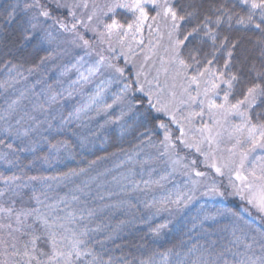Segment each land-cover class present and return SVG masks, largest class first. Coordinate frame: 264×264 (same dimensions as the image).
<instances>
[{
	"label": "snow or ice",
	"instance_id": "snow-or-ice-1",
	"mask_svg": "<svg viewBox=\"0 0 264 264\" xmlns=\"http://www.w3.org/2000/svg\"><path fill=\"white\" fill-rule=\"evenodd\" d=\"M18 16L23 17L25 32L32 33L38 44L51 43L56 32L70 36L69 43L83 52L61 72L67 75L75 70V79L48 99H72L77 93L83 95L88 85H93L94 90L87 94L85 102L72 108L67 118L61 119L56 131L71 132L68 125L73 121L84 122L92 118V112L99 116L107 114L113 105H120L119 115L105 123H118L121 137L135 132L139 151L126 153L114 167L140 166L139 180L135 179V168L129 169L127 175L113 177L126 182L121 191L163 187V182L179 173L184 178L182 185L145 204L159 205L153 215L170 213L172 207L182 211L198 199L199 193L200 197L222 198L221 207L209 211L202 205L189 231L198 227L210 235L220 219L231 222L222 229H230L232 239L228 245L216 252H200L193 245L189 251L199 255L192 264H264V224L255 228L256 235L249 229L254 220L264 219V0H106L103 5L94 0L91 4L89 0H18L8 6L6 19L11 22ZM234 26L259 34L255 40L259 66L255 60L248 61L247 56L240 59L244 55L238 52L240 41L221 31ZM146 28L147 48L145 51L141 47L143 62L137 64L138 53L133 45H145ZM165 39L163 54L159 55L157 50ZM153 56H158L159 67L153 60L146 70ZM121 59L134 71L127 72L126 67L119 66L117 61ZM16 68L12 65L9 72ZM106 73V78L94 83ZM114 83L118 91L111 94L112 103L108 104L106 97ZM0 120L4 117L0 116ZM29 131L25 129L22 135L27 136ZM0 133L12 139V125L0 127ZM20 136L15 133L16 140ZM78 141L82 149L95 147L86 137ZM5 147L8 151L0 153V162L14 168H19V152L35 154L37 150L35 144L13 148L8 143ZM144 147L153 149L154 154H145L141 159ZM48 148L47 155L30 163L42 160L51 166L61 160L62 152L72 156V145L67 140L48 142ZM157 161L162 162L164 174L154 167L145 170V165ZM95 164L91 161L89 166ZM86 171L69 169L63 176L26 179L23 175L0 173L4 185L0 188V264H129L119 257L105 258L104 242L94 239L100 227L91 228L89 224L96 210L75 194L87 197L88 182L57 198L32 186L40 181L44 188L51 189L48 181L62 182ZM104 174L98 173L90 180ZM26 188L32 190L30 200L35 207H17V198ZM229 197L238 199L244 207L236 211L224 206L223 201ZM97 198L103 200L104 196ZM169 223L166 220L150 227V231L158 235Z\"/></svg>",
	"mask_w": 264,
	"mask_h": 264
},
{
	"label": "trees",
	"instance_id": "trees-1",
	"mask_svg": "<svg viewBox=\"0 0 264 264\" xmlns=\"http://www.w3.org/2000/svg\"><path fill=\"white\" fill-rule=\"evenodd\" d=\"M17 2L18 0H0V116L4 117V120H0V127H6L8 124L13 127L12 139L0 133V140L4 142L0 144V153L8 151L5 147L8 143H12L13 148H23L35 144L37 150L35 154L19 152L17 154L19 156V168L9 167L0 162V173L4 176L23 175V178L26 179L28 176H63L69 169H87L85 173L69 177L62 182L48 181L47 183L52 185L51 189L44 188L40 181L33 182L32 186L37 190H45L50 198H57L70 194L71 190L77 186L83 187L84 183L88 182L89 188L85 191L90 194L87 197L80 193L75 194L81 196V201L87 200L89 208L96 210L89 227H100V231L94 234V239L104 242L103 248L107 249L105 258L107 256L119 257L128 261L129 264H141V261L147 262V264H192V261L196 260L199 255V252L189 251L193 245H196L200 252L205 249L213 252L222 251L232 239L230 229L227 231L222 230L225 225L231 223L229 219H220L219 224L212 229L210 235L203 234L198 227L189 231L193 227L194 218L197 217L201 206L203 205L209 211H214L215 208L221 207L220 201L222 198L200 197L197 193L198 199L182 211L178 212L175 207H172L170 213L160 211L157 215H153L159 205L145 207V204L150 203L154 198L159 200L162 196L167 195L169 190L182 185L184 178L179 173L171 177L168 182H163V187L152 186L140 191L125 190L122 192L121 187L126 182L113 180V177L119 178L121 175H127L131 168H135L137 172L135 179H140L139 165L125 164L119 168L114 167L124 159L126 153L139 151L136 147L139 140L135 132L121 137L118 123H105L107 119L114 120L119 115L120 105H113V108L107 114L102 112L99 116L92 112L90 113L92 118L84 122L73 121L68 125V128L72 130L71 132L68 130L57 132L59 119L53 120L54 118L51 116L43 121L39 118V113H34L29 116L25 124H29L33 120L30 117H35L38 123L46 124L35 131L30 130L27 136L22 135L18 126L22 124L20 120L24 114L22 110L9 113L10 104L12 105L15 101L20 102V105L30 107L32 101L28 99V96L23 98L24 90L28 92L31 90L60 92L63 85L71 81L68 77L70 73L73 72L71 77L76 75L75 70L67 75H61V72L65 66L75 63L76 57L83 55V52L69 43L70 36L56 32H53L51 43L38 44L37 38L33 37L32 33L25 32L26 25L22 23V16H18L15 21L11 22L6 19L8 6ZM19 2L23 3V0H19ZM105 2L106 0H101L96 4L103 5ZM120 18L123 19L122 16ZM221 31L224 35H228L230 39L240 41L241 48L238 49V52L244 54L240 56V59L247 56L248 61L255 60L257 66H259V48L255 46L258 33L235 26L231 30L224 27ZM146 32L147 28L144 33ZM26 36L31 38L26 39ZM86 36L89 39L92 38L90 33H87ZM146 44L147 42L145 46ZM164 44H166V39L161 41L160 46L162 45L163 48ZM137 53L135 60L137 64H140L143 62L144 52L139 50ZM93 59H95L94 56ZM151 60L146 66L150 64ZM248 61L245 62L246 67ZM117 63L121 67H126L127 72L134 71L133 66L131 64L125 65L123 59L117 61ZM12 65H16L17 68L9 72ZM107 75L106 73L105 76L97 77L94 83H99ZM118 87L116 83L110 87L106 97L108 104L112 103L111 94L117 92ZM93 90V85L86 86L82 90L84 97L87 98V94ZM81 99L82 95L79 93L72 99L58 98L56 106L59 108L60 113L55 117L67 118L68 113L80 103ZM124 119L127 123H132L127 116ZM47 122L52 124L51 127L48 126ZM16 132L21 133L19 140L15 139ZM73 132L75 135L72 134ZM79 137H86L95 144V147L89 145L87 148H80ZM61 140H67L71 143V157L62 152L61 160L53 162L51 166L44 164L42 160H36L34 164L30 163L36 157H43L48 154V142L56 143ZM113 153H116V155H112ZM145 154H154V151L150 147H144L140 158L142 159ZM101 157L105 159H100ZM91 161H96V164L89 166ZM149 167H154L159 174H164L163 164L160 161L152 162L150 166L145 165V170L147 171ZM106 169H112V171L106 173ZM98 173L105 174L99 176L96 180H90L91 177H97ZM156 175L154 174V178H156ZM3 186V182L0 181V188H3ZM109 192L113 195L108 196L107 193ZM31 195V188L24 189L22 196L17 198V207L22 204L25 207H35L34 202L30 200ZM98 195H103L105 198L100 200L97 198ZM106 201L112 207L103 208ZM223 204L236 211L244 207L242 202L232 197L224 200ZM82 206V204H73V207ZM256 215L255 212L252 213L253 217ZM166 220L171 221V223H169L168 228L162 230L158 235L150 231V227H155V225ZM177 223H180L181 227L177 228ZM262 224H264V219L254 220L253 224L249 226L251 234L256 235L255 228L260 227ZM241 226L243 227V225ZM109 236L112 239H108ZM97 248L99 250L100 246L97 245ZM240 250H243L242 246ZM165 256H167L166 261ZM229 259H231L230 256Z\"/></svg>",
	"mask_w": 264,
	"mask_h": 264
},
{
	"label": "rangeland",
	"instance_id": "rangeland-1",
	"mask_svg": "<svg viewBox=\"0 0 264 264\" xmlns=\"http://www.w3.org/2000/svg\"><path fill=\"white\" fill-rule=\"evenodd\" d=\"M99 1H101V0H94L95 3L99 2ZM89 2L91 4L93 2V0H89ZM144 34H145L144 36L148 37V32H146ZM153 38L155 39L154 35H153ZM146 42H147V39L145 40V43ZM162 45L160 46L159 50H157L159 55L163 54ZM133 47H136V51L141 50V47H143L145 49V51H146L147 44H146V46L144 45V46H140V47H137L136 45H133ZM143 55H144V53H143ZM153 60L156 61V67H159L158 56H155L153 58ZM153 60H151L150 64L148 66H146V70H148V68H151ZM72 73L73 72H71L70 75L68 76L70 80L75 79L74 75L71 77ZM153 74H155L154 70H153ZM68 77H66V78H68ZM161 79L163 80V76L161 77ZM67 85H68V83L67 84L65 83V85H63V87L60 89V91L63 88H66ZM53 92L54 91L42 92V91H32V90L30 92H28L27 90H24L23 91V98L25 96H28V99L32 101L31 102L32 105H30V107L29 106H24V105H20L19 104L20 102H16L15 104H12V109H11V111H9V113L17 112L18 110H22V112L24 114L23 118L20 120V122L22 124L20 126H18V129H20L22 134H23L25 129H30L31 131H35L37 128L39 129V127H41L42 125L46 124V123H40V122L38 123L36 120H32V121L29 122V124H25L28 121L27 119L29 118V116H31L34 113H39V118L41 120H43V121L48 119V117L52 116V118H54L53 120L59 119L58 121L60 123L61 117H55V115H57V114L59 115V113H60L59 108L56 106V102L58 101V99H57L56 102H51L48 99L49 96H51ZM18 100H19V98H18ZM85 101H86V97H84V95H82V99H81L80 103H83ZM47 124H48V126L52 125V124H49L48 122H47ZM27 125H28V127H26ZM106 205H110V203H108L106 201L104 203V205H103V208L106 207Z\"/></svg>",
	"mask_w": 264,
	"mask_h": 264
}]
</instances>
